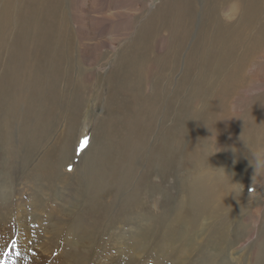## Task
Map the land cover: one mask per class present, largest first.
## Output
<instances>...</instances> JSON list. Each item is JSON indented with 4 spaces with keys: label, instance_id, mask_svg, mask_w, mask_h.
Here are the masks:
<instances>
[{
    "label": "rangeland",
    "instance_id": "obj_1",
    "mask_svg": "<svg viewBox=\"0 0 264 264\" xmlns=\"http://www.w3.org/2000/svg\"><path fill=\"white\" fill-rule=\"evenodd\" d=\"M157 1L151 0L152 5L155 6ZM233 2L235 1L231 0L225 4L223 0H209V10L207 11L209 21L214 22L210 32L209 27L205 25L206 18L202 22L193 21L197 48L193 54L194 63L191 65H184L170 46L166 47L162 53H157L152 49L153 39H147L144 34L145 26L141 25L140 15L144 13V8L137 10V19L134 20L136 29L122 37L120 41L101 47L96 56L88 55L86 51L81 52L79 48V43L92 44L95 39L79 37L76 33L72 35L71 48L65 52L63 49L61 51L57 48L54 49L57 50L53 55L58 53L59 57L52 59L53 61L49 65L50 100L46 101L47 107L45 106L48 111L44 107L37 108L36 120L40 122V125L30 123V129L26 126L25 131L20 124V129H23V132L19 130L17 136V122L15 125V120L12 119L11 126L7 125V134L11 132V139L0 141V264H18L16 259L22 254L18 256H12V254L19 251H23L25 263L29 259L30 262L36 264L33 258H29L31 255L34 256L35 250L40 255L42 264L52 260L55 254L58 255V259L63 258L68 264H96L99 258L112 249L115 233L120 231L123 233V228L129 227L127 222L133 228L135 226L137 231V238H131L128 242L131 245L139 243L140 234L138 232L142 229L139 217L129 212L127 214L135 218L119 223V219L126 214L122 213L123 196L111 200L112 194L109 193L102 197L106 200L102 202L104 204L99 203V208L93 209L90 202L80 204V198L78 202L72 204L74 196L69 197V190L63 189V191L62 185L58 183H71V193L76 194L81 188H76L73 182L79 177L83 180L82 189H84V195L81 198L85 199V195L89 193L96 195L97 190L92 188L94 181L91 175L86 174L87 169L91 170V163L97 169L106 167L105 170L110 174V168L119 165L118 160L131 148L134 152L131 153L130 159L136 164V173L138 170H144L145 164L149 163L148 151L155 152L159 147L165 146L167 142H177L175 138H164L163 135L169 127H172L170 125H173L174 110L181 106L185 98H188L189 87H192L193 92L192 110L189 117L186 115L185 119L188 124L192 122V126L190 134H184L179 142L182 145H195L201 152L193 164L189 161L188 156L178 155V151L175 152L177 158L183 160L177 169L176 176L168 177L164 182V189L167 191L168 197L171 198V203L165 204L166 208H163L169 210L170 205H173L172 203L176 199L182 195L187 197V191L179 193V186L184 185L190 188L199 179L205 185H209V176L225 175L233 168L236 174L245 180L243 192L250 195L255 194L257 198L262 199V209L258 213L259 218H257L260 226L257 227L256 234L246 243L247 246L243 250H238L234 255L240 258L242 254L246 253L249 258L247 256V261L244 260L243 264H264V243H261L264 238L259 239L264 232L261 228L264 225V179L254 178L258 185L253 188L255 169L249 160L251 156L248 159H242L244 154L264 147V113L258 111L247 116L242 112L237 115L239 118L231 123H227L226 118L229 104L236 98L238 90L247 88L249 83H256V86L264 84V76L261 73L257 75L256 72H251L250 66L253 59L264 51V0L257 1L256 6L259 9L253 8L255 21L252 28L256 31V37L261 42L253 50L251 49L252 51L250 45L255 36L247 45L238 44L237 60H233V63L224 65L221 70L217 69V71L216 67L209 63V50L207 49L208 45L211 46L209 40L213 39L218 22L224 27L226 23L230 24L232 20L238 18L239 14L231 18L230 21L225 19L224 13L229 8V4ZM250 37L251 33L248 35L249 39ZM60 47L66 48L67 46L63 43ZM244 49L246 59L240 61L239 56ZM87 52L91 53L90 48ZM154 56L158 57L156 65H152ZM36 71L37 69L34 71L35 79L40 76ZM232 72L235 73L237 81L234 89L226 92L215 91L218 94L214 107L209 103L211 81L217 83L218 87L223 86L228 74ZM252 73L254 77L251 76ZM35 82L38 84V80ZM176 83L181 84L179 93L175 91ZM38 89L40 90L39 86ZM261 95L262 93L256 91L252 97L257 98ZM35 96L42 97L38 90ZM20 115L22 114H17L19 123L23 120ZM180 127L178 126L174 130L175 133L181 131ZM183 127L185 128V126ZM160 137L161 139H158ZM150 146L159 147L149 149ZM185 150L184 148L180 149L181 152H185ZM6 151L8 159L4 165L2 163H4ZM99 153L100 155L96 156ZM48 162H51L53 167L50 166L47 171L44 165ZM36 164L37 166L34 167ZM127 164L129 166V163ZM191 165H193L192 168H190ZM27 172L31 173L28 175L29 177ZM154 172L156 173V170ZM141 173L143 171H139V175ZM233 175L235 176L234 173ZM101 178L104 181H101L100 184L103 191H106L110 185L108 180ZM170 180L173 181L170 183ZM46 181L48 183L44 184ZM162 181L163 179L157 174H152L149 183L159 185ZM134 182V179L124 180L126 190L133 186ZM41 184H44L43 188ZM160 193L161 191L150 199L147 205L148 211H151L155 204L169 202L165 199L167 196ZM33 195L36 202H39L36 200L38 198L39 204L46 207V212L52 207L60 208L62 213L59 214V217L61 216L63 219V227L58 234L52 236L55 234L52 233L54 223L46 221V213L43 212V209L41 215L36 214L34 208L37 207V204L27 199ZM101 195L97 194L96 196L101 198ZM143 196L145 197V195ZM22 197L24 201H22ZM139 207L138 214L147 212V210L141 209L144 208L143 206ZM252 210L257 211V208H252ZM159 211L161 210L159 209ZM249 216H246L245 224L251 228L253 215L251 218ZM40 218L44 223L42 226H39L38 219ZM77 220H83L82 233H78V230L71 232V228L76 226ZM117 225L119 229H116ZM86 229H88V234L84 237ZM158 229V236H161L160 227ZM157 233L152 232L153 235ZM39 234L41 240L35 244ZM78 234L82 235V243L79 241L80 235ZM158 240L152 237L147 239L146 242L149 246L144 248L139 255L135 251L127 252L122 264H176L174 257H170L168 254H162L160 262L157 260L159 255L158 251H155L157 247L154 246V241ZM168 240L171 242V239ZM6 242L9 243L6 244ZM46 245H50V247ZM36 247L40 248L37 250ZM44 247L46 250H43ZM198 252L192 256V263L209 264V262L204 263L202 258L204 257L202 254L208 252L207 255H209V248L207 251ZM109 261L111 260L105 264H108ZM54 262L62 264V262Z\"/></svg>",
    "mask_w": 264,
    "mask_h": 264
},
{
    "label": "bare ground",
    "instance_id": "obj_2",
    "mask_svg": "<svg viewBox=\"0 0 264 264\" xmlns=\"http://www.w3.org/2000/svg\"><path fill=\"white\" fill-rule=\"evenodd\" d=\"M223 1L225 4L229 1L231 2V0ZM234 1L235 2L232 4H229V8L224 13L225 19L230 21L231 18L239 14L238 18L232 20L230 24L226 23L224 27L221 26L220 22H218L217 27L214 25L216 31L213 34V39L211 41L209 40L211 46L208 45L207 47L209 50V63L210 65H214L216 70H221L224 65H230L234 62L233 60H237L238 44L243 43L247 45L251 43L252 37L255 36L250 45V50H253L261 42V40L256 37V31L252 28L255 21L253 8L256 7L259 9V7L256 6L258 0ZM155 4L156 5L153 6L151 0H0V141L11 139V132L7 134V125H10L12 119L15 120V125L17 122V136L19 130L23 132V129H20V124L26 131V126L29 128L31 124L37 125L40 123L36 120V115L38 114L37 108L44 107L48 111L46 108V101L48 102L50 100L49 65L52 63V59L59 57L58 53L55 54L56 56L53 55V53L57 49H59V51L63 49V52H65L67 49L71 48L73 44L72 35L74 33L79 37H92V39H95V42L92 44L79 43V48L81 52L86 51L88 55L96 56L99 54L101 47L111 45L112 42H118L122 37L133 32L136 29L134 20L137 19V10L144 8V16L142 17L143 14L140 15L142 20L141 25L145 26L144 34L147 36V39H153L152 49L157 53H162L166 47L170 46L174 49L177 56L180 57V61H183L184 65H191L194 63L193 54L197 48V43L195 40L196 33L193 31V21L199 20L202 22L206 18L205 25L209 27V32L211 31L214 22L209 21V13L207 12L209 10V0H158ZM257 26L259 27V25ZM250 33L251 37L249 39L248 35ZM63 43L67 46L66 48L60 47ZM55 48L57 49L54 50ZM89 48L91 53L87 52ZM239 59L240 61L246 59L245 49L241 52ZM157 61L158 57L154 56L152 58V65H156ZM250 66L251 72H256L257 75L261 73L264 76V51L260 52L253 59ZM36 69V73L40 75L37 79H35L34 75ZM253 75L252 73L251 76ZM261 78L263 79L262 76ZM37 80L38 84L35 82ZM212 81L210 84L209 103L213 104L215 107L216 96L218 94L215 91L226 92L232 90L237 81L235 80L234 72L228 74L223 86L221 85L218 87V84ZM261 81L260 83H262ZM255 84L256 83H249L247 88L245 87L238 90L235 95L236 98L234 97V101L229 104L227 114L225 113L227 123H231L238 119L239 116L237 115L242 112L247 116L254 112L257 113L258 111L264 113V84H259L257 86ZM180 88L181 84L176 83L175 91L177 93H179ZM189 88V94L186 93L188 98H185L181 106L174 110L173 125H170L172 127H169L163 135L164 138H175L177 142H167L165 146H157L159 148L155 152L148 151L149 163L145 164L146 167L144 170H138L136 173V164L130 159L131 153L134 152L131 148L127 154L123 155L124 159L122 156L118 160L119 165L110 168V174L105 170L106 167L97 169L93 163H91L90 166L91 170H86V174L91 175L94 181L92 188L97 190L96 195L102 194L101 198L92 193L86 194L85 199L81 198V196L84 195L82 178L79 179V177H77L73 182L76 188H81L79 193L76 194L71 193V183H58L62 185V190H69V197L74 196L73 202L67 199V201L72 204L78 202L80 198V204H88V202H90L92 208L97 209L99 208V203L104 204L102 202L106 201L102 197L111 193V200L119 199L120 196H123L122 213L126 214L122 216V221L119 219L120 224L124 223V220L128 221L129 219L135 218L130 217L128 215L129 212L139 217V219H137L142 227L138 232L140 234L138 238L139 243L131 245V243L128 242L131 238H137V231L135 230V226L133 228L130 223L127 222L129 227L126 228V226L123 228V233H121V231H116L117 233H115L116 237L112 243V249L98 259V264H105L108 260H111L108 264H122L126 258L127 252L135 251L136 254L139 255L144 248L149 246L146 241L151 237L157 238V240L159 239L158 241H154V246L157 247L155 251H158L157 253L159 255V258H157L159 262L162 254H168L170 257H174L176 264H193L192 256L198 251H207V248H209V255H207L208 252L202 254V256H204L202 257L204 263L243 264L245 262L244 260H246L248 256L246 253L243 252L244 254H242L240 258L234 254H237L238 250H243V248L247 246L246 243L256 234V229L260 226L257 218H259L258 213L262 209V199L257 198L255 194L250 195L244 192H238L237 197L235 194L227 196L229 193L226 189L230 183H240L245 186V180H243V177L237 175L233 168L225 175L218 177L209 176V185H205L202 180L199 179L193 183L190 188L184 185L179 186V193H185L187 191L189 198L187 194V197L182 195L172 203L173 205H170L171 208L169 210L164 209L166 208L165 204L171 203V198L168 197L167 191L164 189V182L168 177L176 176L178 172L177 169L180 167L183 160L177 158L176 151H178V155L188 156L192 164L197 160L201 152L195 145H182L179 142L184 134H190L192 126V122L188 124L185 119L186 115L189 117L192 110L191 101L193 92L192 87ZM37 90L42 95L41 98L35 96ZM256 91L257 93H262V95L253 98L252 94ZM21 110L24 113H20L22 112ZM17 114H22L20 117H22L23 120L20 123L18 122L19 117H17ZM178 126H181V131L175 133L174 130H176ZM183 126H185V128ZM158 139H161V137ZM150 147L149 149L157 148L156 146ZM182 148L186 149L185 152L180 151ZM253 151L244 154L242 159H248L249 156L252 158L251 154ZM7 154L6 151L4 163H2L4 165H6L8 159V156H6ZM98 155H100V153L96 154V156ZM127 163H129V166ZM47 164L44 165V168L48 171L50 166H53L51 162ZM36 166L37 164L34 167ZM192 167L193 165L190 166V168ZM155 170L156 173L154 172ZM139 171H143V173L139 175ZM30 174V172H27V176ZM152 174H157L163 181L159 185L153 184L152 182L149 183ZM101 177L108 180V184L110 185L106 191H103V187L100 184L101 181H104ZM37 179L39 178L37 177ZM131 179H134L135 182L133 186L126 190V185L123 181ZM172 181L170 180V183ZM46 183L48 182L46 181L44 184ZM51 183L53 184V182ZM44 184H41L42 188ZM257 185L256 182L252 183L253 188ZM159 191L167 196L165 199L169 202H161L160 205L155 204L154 208L148 211L147 205L150 199ZM143 195H145V197ZM27 199L37 204V207L34 208L36 209L37 215H41L43 209V212L46 213V221H52L54 223L52 227L53 232H51L55 234H52V236L58 234L63 227V219L61 216L59 217V214L62 213L60 208L52 207V209L46 212V207L39 204L40 200L38 198L36 200L39 202H36L34 195ZM22 201H24L23 197ZM139 206H143L144 208L141 209L147 210V212L141 215L138 214L137 209L140 208ZM252 208H257V211L252 210ZM159 209L161 211H159ZM246 216L252 217L253 219H251V228L247 227L245 224ZM38 221L39 226L44 224L41 218L38 219ZM82 221L83 220H77V222H75L76 226L74 225L75 227L71 228L72 233L76 230H78V233L81 232V225L83 228ZM114 222L116 221L114 220ZM159 227L161 236H158L157 233ZM261 228L262 231H264V225ZM116 229H119V226ZM87 230L88 229L84 231V237L88 234ZM141 231L145 232L142 233ZM152 232L157 234L153 235ZM263 235L264 232L262 236L258 238L263 239ZM81 236L82 235L79 237L80 242ZM168 239H171V242H169ZM40 240L41 236L39 234L37 241L34 243L37 244ZM8 243L6 242V244ZM261 243H264V240H262ZM119 245L122 247L119 248ZM125 245H128V248H126ZM48 247H50V245ZM36 248L38 250L40 247ZM43 250H46V248L44 247ZM40 251L39 249V253ZM20 254L22 255L16 259L18 264H35L32 261L30 262L29 259L27 261L29 263L24 262L23 251L12 254V256H18ZM33 255L34 256L31 255L29 258H33L36 264H42V262H40V255H38L36 250ZM54 261L68 264L63 258L58 259L57 254H55L53 259L49 260L48 263L44 262L43 264H55Z\"/></svg>",
    "mask_w": 264,
    "mask_h": 264
},
{
    "label": "clouds",
    "instance_id": "obj_3",
    "mask_svg": "<svg viewBox=\"0 0 264 264\" xmlns=\"http://www.w3.org/2000/svg\"><path fill=\"white\" fill-rule=\"evenodd\" d=\"M251 155V164L255 169V175L253 176V183H255L254 178L256 177L264 179V147L256 149ZM226 190L229 193L227 196L235 194L237 197L238 192L244 191V186L243 184L232 182V184L229 185Z\"/></svg>",
    "mask_w": 264,
    "mask_h": 264
}]
</instances>
